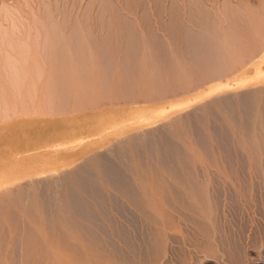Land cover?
<instances>
[{
	"label": "rangeland",
	"instance_id": "374dc122",
	"mask_svg": "<svg viewBox=\"0 0 264 264\" xmlns=\"http://www.w3.org/2000/svg\"><path fill=\"white\" fill-rule=\"evenodd\" d=\"M18 1L0 4L22 40L0 25V264L264 259V0Z\"/></svg>",
	"mask_w": 264,
	"mask_h": 264
},
{
	"label": "bare ground",
	"instance_id": "6f19581e",
	"mask_svg": "<svg viewBox=\"0 0 264 264\" xmlns=\"http://www.w3.org/2000/svg\"><path fill=\"white\" fill-rule=\"evenodd\" d=\"M114 1L116 2V0H114ZM6 3H10V4H12L13 7H16V8H18V9H21V8H22V5H23V4L21 5V4L19 3L18 0H0V4H6ZM26 3H27V1H26ZM29 3L31 4L30 6H31V9H32V10H31V9H30V10L33 11V13L35 14L34 16H39L40 18H41V16L43 17V15L40 16V14H39L40 11H38V3H37V1H36V0H33L32 2H28V5H29ZM119 3H122V1L119 2ZM1 6H2V5H1ZM30 6H29V7H30ZM103 6H104V7H103ZM106 6H107V5H106ZM117 6L119 7V5H117ZM120 6H123V5H120ZM120 8H122V7H120ZM120 8H119L120 11H122V10L125 11V7H124V9L122 8V10H121ZM77 9H78V8H77ZM107 9H108L107 7L105 8V4H103V5H99V4H98V5H95V7L93 8V10H92V8H91L92 11H90V12H94V13H96V14H97V13H101V14H103L104 12L107 13L106 11H109V10H107ZM81 10H82V7L79 9V11L81 12ZM123 11H122V13H124ZM38 12H39V13H38ZM56 12H57L58 14L61 13L60 10H57ZM56 12H55V13H56ZM84 12H85V11H84ZM128 12H129V11H128ZM2 13H3V12H2ZM19 13H22V14H23V12H19ZM25 13H26V12H25ZM126 13H127V11H126ZM14 14H15V12H14ZM6 15H8V14H6ZM27 16H28L27 19H28V21L30 22V24H28V25H29L30 27H34V29H35V31L37 32V34H41V33H40L41 31L36 30V28H35V25H34L35 22L33 23V19H32V17H31L32 14H30V12H28V15H27ZM1 17H2V16H1ZM39 17H38V18H39ZM9 18H10V17H9ZM9 18H8V17H7L6 19H5V18H0V25H2V26H4V27L7 26V29H8V28H9V25H10L9 23H11V22H10L11 18H10V19H9ZM25 19H26V18H25ZM21 20H22V19H21ZM40 20H41V19H40ZM43 20H44V19H42V23H43ZM254 20H255V18H254ZM255 21H256V20H255ZM259 21H260V20H259ZM260 22H261V21H260ZM263 23H264V22H263ZM6 24H7V25H6ZM24 24H25V23H24ZM28 25H27V26H28ZM260 25H261V24H260ZM10 26H11V25H10ZM23 26H24V25H23ZM29 26H28V27H29ZM95 26H96V25H95ZM36 27H37V26H36ZM10 28H11V30H9ZM10 28L8 29V33H9V31L12 32V27H10ZM21 28H22V27H21ZM45 28H46V27H45ZM93 28H94V30H96L95 27H93ZM260 28H261V27H260ZM0 29H1V28H0ZM40 29H41V28H40ZM53 30H54V29H53ZM53 30H52V31H53ZM26 31H28V30H26ZM29 31H30V30H29ZM35 31L31 30V32H35ZM38 31H39V32H38ZM47 31H48V30H47ZM56 31H58V35H59V33L61 34V33L63 32V29H62V27H61L60 24L57 25ZM100 31H101V30H100ZM1 32H2V31H1ZM1 32H0V33H1ZM13 32H14V31H13ZM13 32H12V34L9 33L8 35L11 34V35L13 36V37H12V36L10 35L12 38H14V39H15V38L18 39L19 37H18L17 35L14 36V34H17V33H14V34H13ZM48 32H49V31H48ZM48 32H46V33H48ZM54 32H55V30H54ZM98 32H99V31H98ZM104 32H105V31H104ZM6 33H7V32H6ZM52 33H53V32H52ZM20 34H21V33H20ZM20 34H19V35H20ZM25 34H26V33H25ZM49 34H50V33H48V35H49ZM104 34H105V33H104ZM108 34H109V32H108ZM31 35H32V33H31V34L29 33L28 36L30 37ZM39 36H40V35H39ZM23 37H24V36H23ZM50 37H51V35H50ZM100 37H101V36H100ZM104 37H106V39L109 40V39H108V35L106 36V34H105V36H102V38L104 39V41H102L103 39H102V40L99 39V37H97V36H96V38H98V39H95L96 41H94V38H93L92 41H94V43L96 44V46H100L101 43H103V44H101V45L103 46V45L105 44V41H106ZM253 37H254V36H253ZM5 38H6V36H5ZM7 38L9 39V37H7ZM7 38H6V39H7ZM12 38H11V40L13 41ZM26 38H27V37H26ZM33 38H34V37H33ZM33 38L31 37V39H33ZM45 38H46V37H45ZM1 39H2V37H1ZM3 39H4V38H3ZM6 39H5V41H6ZM19 39H20V38H19ZM28 39H30V38H28ZM31 39H30V40H31ZM20 40H21V39H20ZM26 40H27V39H26ZM86 40H87V39H86ZM86 40H85V41H86ZM247 40H248V38H247ZM253 40H255V39H253ZM1 41H3V40H1ZM21 41H22V40H21ZM33 41H34V40H33ZM244 41H245V40H244ZM249 41H250V40H249ZM249 41H248V42H249ZM9 42H10V39H9ZM30 42H31V41H30ZM89 42H90V41H89ZM108 42H110V41H108ZM108 42H106V43H108ZM4 43H5V42H4ZM32 43H33V42H32ZM90 43L92 44L93 42H90ZM94 43H93V46H95ZM261 43H262V42H261ZM7 44H8V42H7ZM7 44H6V45H7ZM21 44H22V43H21ZM45 44H46V43H45ZM249 44H250V43H249ZM249 44H248V45H249ZM251 44H252V43H251ZM6 45H5V46H6ZM10 45H11V44H10ZM10 45L8 44V46H10ZM12 45H13V44H12ZM12 45H11V46H12ZM53 45H54V44H53ZM245 45H246V44H245ZM22 46H23V45H22ZM1 47H4V45L2 44ZM9 48L13 49L12 47H9ZM31 48H32V47H31ZM248 48H249V47H248ZM3 49H4V48H3ZM6 49H7V48H6ZM15 49H16V48H15ZM9 50H10V49H9ZM13 50H14V49H13ZM6 51H8V49H7ZM6 51H5V53H6ZM230 51H231V50H230ZM232 51H233V50H232ZM11 52H12V51H11ZM1 53H3V51H2ZM7 53H9V52H7ZM12 53H14V52H12ZM36 54H37V53H36ZM8 55H9V54H8ZM31 55H32V54H31ZM1 56H2V55H1ZM34 56H35V55H34ZM53 56H54V55H53ZM32 57H33V56H32ZM241 57H242V56H241ZM241 57H239V55H237L236 53L232 52L231 55L227 56L226 58H228V59H230V60H233V61H237V60H241V59H242ZM34 58H37V57L35 56ZM23 59H24V58H23ZM11 61H12V60H11ZM8 62H9V61H8ZM15 62H16V61H15ZM27 62L30 64V62L28 61V59L25 61V63H27ZM31 62H32V60H31ZM5 63H6V62H5ZM12 63H13V61H12ZM12 63H11V65H12ZM42 63H43V62H42ZM70 63H71V62H70ZM8 64H10V62H9ZM16 64H18V63H16ZM6 65H7V64H6ZM54 65H55V64H54ZM56 65H57V64H56ZM4 66H5V65H4ZM19 66H20V65H19ZM28 66H29V65H26V64H25V66H23V69H22V70H24V71H23V72H24V75H25V73H26V75H27V74L29 75V73H30ZM49 66H50V65H49ZM13 67H15V66H13ZM51 67H52V66H51ZM9 68H10V67H9ZM39 68H40V67H39ZM17 69H18V68H17ZM19 69H20V68H19ZM11 70H12V69H11ZM11 70H10V71H11ZM37 70H38V69H37ZM5 71H7V70H5ZM31 72H32V71H31ZM32 74H33V73H32ZM44 74H45V73H44ZM3 75H4V74H3ZM15 75H16V74H15ZM17 77H18V76H17ZM17 77H16V78H17ZM26 77H27V76H26ZM35 77H36V76H35ZM9 79H10V78H9ZM13 79H14V78H13ZM23 81H24V80H23ZM5 84H6V83H5ZM16 84H17V83H16ZM11 86H12V85H11ZM15 86H16V85H15ZM3 87H4V86H3ZM2 90H4V88H3ZM6 90H7V89H6ZM245 94H246V93H245ZM220 99H221V98H220ZM214 102H215V101H214ZM247 103H248V102H247ZM198 109H200V108H198ZM195 112H197V111H195ZM140 117H142V115H139V116H138V118H140ZM178 120H179V119H178ZM178 120H176V121L178 122ZM132 121H133V120H129L128 122H132ZM124 123H126V122H124ZM173 123H174V121H173ZM173 123H172V124H173ZM175 123H176V122H175ZM167 124H168V123H167ZM167 124H166V126H168ZM170 124H171V123H170ZM123 126H124V125H122V126L118 125V126H116L114 129H115V131H116V130H118L119 128H121V127H123ZM161 126H162V125H161ZM164 126H165V125H164ZM169 126L172 127V125H169ZM160 129H161V128H160ZM155 131H158V130H154V131H153V130H152V131L149 130V131H144V132H142V133H138L137 139H138V137H140L139 134H141V135H142V134H143V135H148V134H151V133H153V132H155ZM159 132H160V131H159ZM115 133H116V132H115ZM155 133H158V132H155ZM153 134H154V133H153ZM153 136H154V135H153ZM133 137H134V136H133ZM133 137H131V138H129V139H131V140H132V139H133V140L136 139V137H134V138H133ZM148 137H149V136H148ZM140 138H141V137H140ZM142 138H143V136H142ZM142 140H143V139H142ZM126 141H129V142H130V140H128V139H127ZM122 142H123V141H121V144L124 143V142H123V143H122ZM116 143H117V142H116ZM118 143H119V142H118ZM118 143H117V144H118ZM114 145H116V144H114ZM160 146H161V145H160ZM123 149H124V148H123ZM116 152H117V151H116ZM121 152H122V151H120V154H121ZM106 153L108 154V151H107ZM97 160H98V159H97ZM83 165H85V164H83ZM94 166H95V165H94ZM106 167H107V166H106ZM64 174H66V173H64ZM64 174H62V175H64ZM68 175H69V174H68ZM68 175H67V177H68ZM64 176H65V175H64ZM64 176H62V178H64ZM53 177H56V176L54 175ZM53 177H50V179L53 178ZM71 177H72V176H71ZM72 179H73V178H72ZM47 180H48V179H47ZM43 181H44V180H43ZM57 181H58V179H57ZM59 183H60V182H59ZM86 186H87V185H86ZM57 190H58V189H57ZM52 192H53V191H52ZM102 193H103V192H102ZM64 203H65V202H64ZM128 209H129V208H128ZM257 261H258V262H257L256 264H264V259H263V258H260V259L257 260ZM206 264H209V263H206ZM212 264H213V263H212ZM214 264H215V263H214Z\"/></svg>",
	"mask_w": 264,
	"mask_h": 264
}]
</instances>
